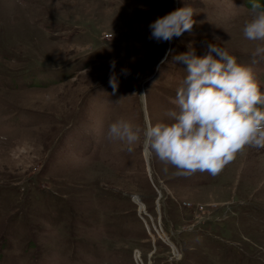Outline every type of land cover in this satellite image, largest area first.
I'll return each instance as SVG.
<instances>
[{"label":"rangeland","instance_id":"obj_1","mask_svg":"<svg viewBox=\"0 0 264 264\" xmlns=\"http://www.w3.org/2000/svg\"><path fill=\"white\" fill-rule=\"evenodd\" d=\"M255 3L0 0V264H264V148L185 176L106 136L120 118L171 122L189 47L216 44L264 91V42L242 31ZM186 5L191 32L150 39Z\"/></svg>","mask_w":264,"mask_h":264},{"label":"clouds","instance_id":"obj_2","mask_svg":"<svg viewBox=\"0 0 264 264\" xmlns=\"http://www.w3.org/2000/svg\"><path fill=\"white\" fill-rule=\"evenodd\" d=\"M194 14L193 7L186 5L158 17L149 25L150 39L170 42L191 32ZM242 31L247 40L264 42V7L259 3L252 5ZM252 55L264 58V43L258 44ZM174 60L187 67L177 89L176 110L168 113L171 122L153 124L146 118L141 127L120 118L108 125V139L124 142L129 152L139 143L146 155H154L185 176L198 171L215 176L245 146L264 148V91L250 67L216 44H209L203 57L189 47ZM111 68L109 85L115 92V61ZM122 73L128 75L129 70L122 69Z\"/></svg>","mask_w":264,"mask_h":264}]
</instances>
